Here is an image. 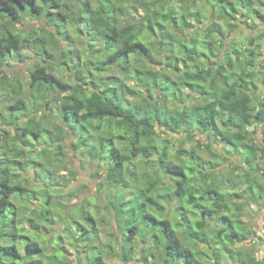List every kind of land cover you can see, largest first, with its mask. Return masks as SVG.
Listing matches in <instances>:
<instances>
[{
	"label": "clouds",
	"instance_id": "obj_1",
	"mask_svg": "<svg viewBox=\"0 0 264 264\" xmlns=\"http://www.w3.org/2000/svg\"><path fill=\"white\" fill-rule=\"evenodd\" d=\"M0 264H264V0H0Z\"/></svg>",
	"mask_w": 264,
	"mask_h": 264
}]
</instances>
